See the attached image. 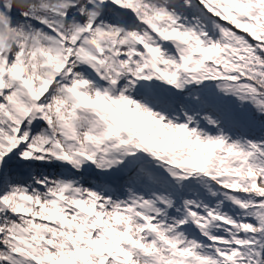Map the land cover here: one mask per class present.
Instances as JSON below:
<instances>
[{
    "label": "snow or ice",
    "instance_id": "1",
    "mask_svg": "<svg viewBox=\"0 0 264 264\" xmlns=\"http://www.w3.org/2000/svg\"><path fill=\"white\" fill-rule=\"evenodd\" d=\"M0 264H264V0H0Z\"/></svg>",
    "mask_w": 264,
    "mask_h": 264
}]
</instances>
